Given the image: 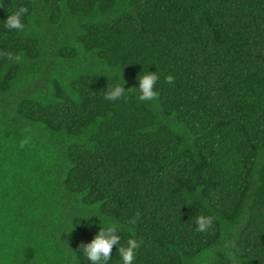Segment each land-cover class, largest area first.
Listing matches in <instances>:
<instances>
[{
    "label": "trees",
    "instance_id": "trees-1",
    "mask_svg": "<svg viewBox=\"0 0 264 264\" xmlns=\"http://www.w3.org/2000/svg\"><path fill=\"white\" fill-rule=\"evenodd\" d=\"M109 219L134 264H264V0H2L0 264H88Z\"/></svg>",
    "mask_w": 264,
    "mask_h": 264
},
{
    "label": "clouds",
    "instance_id": "clouds-1",
    "mask_svg": "<svg viewBox=\"0 0 264 264\" xmlns=\"http://www.w3.org/2000/svg\"><path fill=\"white\" fill-rule=\"evenodd\" d=\"M0 4H2V0H0ZM27 14L28 9L26 7H19L13 13L8 14L6 19H4L5 27L9 30L22 32L25 29L24 16ZM158 80V72L151 71L149 68L138 76V87L135 88L138 89V99L140 101H154L158 98ZM168 81L169 83L172 82L171 76L168 77ZM124 85L125 83H114L111 86L106 85L104 98L108 101H117L123 98L127 89ZM95 215L101 220L99 214ZM136 219H138V217ZM136 219H132L128 222L127 231L129 233H133L131 225L135 224ZM214 223L215 217L213 216L206 214L195 215L194 224L196 232L207 234L213 230ZM124 228V225L109 219L106 223L102 224V227L90 242H82L80 245V253L86 258L88 264H110L113 257L112 250L114 246H116L119 251L121 264H134L137 258V251L141 247L143 241L132 235L129 237L126 244H121ZM218 250L225 254L231 252L232 256L235 257L236 242L234 240L225 241L224 249H213L211 256H215ZM209 264H211V257H209Z\"/></svg>",
    "mask_w": 264,
    "mask_h": 264
}]
</instances>
